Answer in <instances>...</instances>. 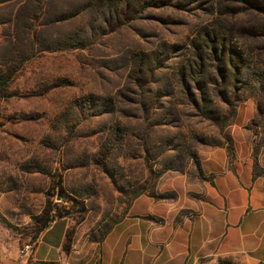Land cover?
Returning <instances> with one entry per match:
<instances>
[{
    "label": "rangeland",
    "instance_id": "1",
    "mask_svg": "<svg viewBox=\"0 0 264 264\" xmlns=\"http://www.w3.org/2000/svg\"><path fill=\"white\" fill-rule=\"evenodd\" d=\"M67 2L71 0H50L37 21L28 19L35 14V2L1 0L0 76L16 64L11 45L22 18L34 25L38 51L39 44L46 40L40 23L53 7L63 9ZM212 18L206 10H153L148 19L101 39L91 53L44 51L17 73L8 88L12 97L0 98V225L20 240L22 250L32 246L47 202L60 206L65 218L73 220L75 230H94L107 219L119 220L138 188L149 189L168 172H164V162H174L173 174H196L197 167L188 160L186 148L194 149L199 156L203 149L227 143L236 123L250 129L255 149L263 147L264 115H259L263 99L247 100L248 113L245 102L241 103L233 123L223 132L186 107L178 108L176 119L171 115L165 119L167 111L161 110L145 122L143 112L135 113L129 103L118 106L125 108L126 115L118 110L103 114L100 107L93 108L92 102H84L82 108L76 105L88 95L100 98L97 106H102L103 99H114L118 104L129 70L117 66L116 60L133 50H152L162 42L186 41ZM242 21L247 27L254 25L250 16ZM70 30L71 24L63 22L51 29V35L59 38ZM167 73L158 77L165 80ZM196 137L208 138L211 146L197 144ZM167 140L172 143L169 152L147 162L144 150H150L153 156ZM103 148L111 152L105 159ZM100 160L106 162L110 172H103L97 165ZM58 178L63 191L57 194Z\"/></svg>",
    "mask_w": 264,
    "mask_h": 264
},
{
    "label": "trees",
    "instance_id": "2",
    "mask_svg": "<svg viewBox=\"0 0 264 264\" xmlns=\"http://www.w3.org/2000/svg\"><path fill=\"white\" fill-rule=\"evenodd\" d=\"M49 1L31 0L36 5L35 14L28 19L40 21L43 7ZM66 6L63 9L53 7L47 19L40 23L46 40L36 48L38 51L35 50L34 25L27 24V20L22 18V25L18 24L16 38L11 45L15 52L13 62L16 64L0 76V98L12 97L8 88L17 73L38 53H91L101 39L129 27L134 22L148 19L150 11L153 10L183 13L206 10L213 18L199 27L186 41L162 42L152 50H133L123 56L122 60H116L117 66L129 70L126 88L117 97L118 104L114 99H103L102 106H97L100 98L88 95L83 98L82 104L76 105L82 108L84 102H92L95 104L93 108L100 107L103 114H114L118 110L126 115L125 108L119 109L118 106L129 103L134 107L135 113L143 112L145 122L154 119L155 113L161 110L167 111L168 115L164 118L171 115L176 119L178 108L186 107L203 120L218 126L223 132L233 123L241 103L251 98L264 101V0H71ZM247 16L254 18V25H242L241 21ZM63 22L70 23L72 30L65 36L53 37L51 29ZM166 71L169 74L164 77L165 80L158 77ZM126 92L127 95L124 94ZM164 104L167 105L166 109ZM260 114L264 115L262 106H259ZM195 139L197 144L211 146L208 138ZM227 140V143L215 144L213 148L224 147L232 153L233 139ZM171 146L169 140L165 141L163 147L157 148L158 152L153 156L150 150H144L145 160H156L167 154ZM105 151L103 148V159L111 154ZM186 151L188 160L194 161L197 173H200L201 163L197 152L191 148H186ZM164 163V172L175 170L173 161ZM97 165L102 166L103 172H110L106 162L100 160ZM157 183L149 189L138 188L136 197L153 191ZM55 185L57 194L63 191L60 178ZM65 217L60 206L47 202L33 242L57 218ZM105 229H109V225Z\"/></svg>",
    "mask_w": 264,
    "mask_h": 264
},
{
    "label": "crops",
    "instance_id": "3",
    "mask_svg": "<svg viewBox=\"0 0 264 264\" xmlns=\"http://www.w3.org/2000/svg\"><path fill=\"white\" fill-rule=\"evenodd\" d=\"M231 136L232 153L201 150L200 173L164 174L94 230L57 218L24 254L0 225V264H264V146L241 122Z\"/></svg>",
    "mask_w": 264,
    "mask_h": 264
},
{
    "label": "built area",
    "instance_id": "4",
    "mask_svg": "<svg viewBox=\"0 0 264 264\" xmlns=\"http://www.w3.org/2000/svg\"><path fill=\"white\" fill-rule=\"evenodd\" d=\"M33 252V247L31 245H27L25 246V248L23 249V253L27 254V253H32Z\"/></svg>",
    "mask_w": 264,
    "mask_h": 264
},
{
    "label": "water",
    "instance_id": "5",
    "mask_svg": "<svg viewBox=\"0 0 264 264\" xmlns=\"http://www.w3.org/2000/svg\"><path fill=\"white\" fill-rule=\"evenodd\" d=\"M58 200H60V196L58 195Z\"/></svg>",
    "mask_w": 264,
    "mask_h": 264
}]
</instances>
